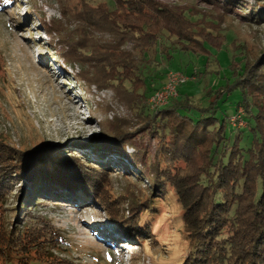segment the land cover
<instances>
[{"label":"rangeland","instance_id":"374dc122","mask_svg":"<svg viewBox=\"0 0 264 264\" xmlns=\"http://www.w3.org/2000/svg\"><path fill=\"white\" fill-rule=\"evenodd\" d=\"M109 1H118L116 11ZM126 1H151L147 9L154 16L160 14L156 6L164 5L177 14V25L186 32H206L212 27L225 36L221 39L224 42L221 48L205 46L212 57L219 58L220 65H216L209 62L210 55L174 49L165 33V38L156 43V52L148 54L154 64H146L142 69L149 92L164 87L171 71L182 72L189 78L179 85L177 98L189 96L206 103L220 88L227 89L233 84L230 65L234 54L249 63L264 57V18L260 19L262 15H254L251 10L256 0H0V143L47 147L44 152L51 151L57 159L47 171L56 173L74 168V176L78 177L74 180L80 183L92 181L88 176L95 175L93 170L99 163L121 168L113 175L108 172L109 178L104 181L106 173L99 171L105 186L100 189L98 202L94 190H90L91 195L77 189L72 196L62 193L48 195L52 200H34L24 214L21 213L22 197L31 188L29 181L15 178L18 182L13 180L12 185L8 184L6 194L0 197V246L11 230L44 233L47 238L59 230L64 243L51 250L76 264H184L190 255L193 245L184 228V209L174 185L168 179L165 183L164 179L156 178L154 189L149 176L129 175L137 167L125 160L122 163L132 171L124 170L121 162H113L117 155L101 146V139L117 133L113 131L116 124H120L117 128L132 129L135 146L128 145L127 151L136 152L137 144L148 148L149 155L143 159L147 168L160 159L159 172L163 173L165 157L157 156L158 142L153 141L148 131L138 132L144 127L137 115L142 104L137 90L139 84H127L129 91L126 92L120 86L129 69L117 70L111 64L116 58H129L128 65L141 58L138 40L130 35L128 28L134 20L127 13ZM257 5L264 12V0ZM113 13L119 24L114 29L110 27ZM104 15L108 16V22ZM141 16L136 17L137 27L142 23ZM159 23L156 21L154 31L161 29ZM123 51H132V54L124 55ZM225 98L220 102L219 115L233 112L240 95L235 90ZM244 115L245 109L240 106L230 118L237 131L247 128ZM58 161H63L62 169L57 167ZM206 161V148H202L173 162L169 178L196 184ZM138 165L142 167L140 162ZM55 177L50 178L58 183ZM149 198L157 199L151 210L147 209ZM121 199L122 207L117 204ZM106 207L120 209L125 218H130L135 209L131 218L138 219L143 227L139 236L145 239L125 235L123 223L118 221L115 225L113 214ZM118 225L117 230L121 227L122 231L116 230ZM225 226L227 240L216 243L215 259L221 264H233L238 251L233 233L237 227L234 221ZM131 232L137 235L134 230ZM19 236L14 234L10 240L15 241ZM224 241H236L237 247L234 245L233 250L224 252ZM224 257L227 259L222 262Z\"/></svg>","mask_w":264,"mask_h":264},{"label":"trees","instance_id":"16d2710c","mask_svg":"<svg viewBox=\"0 0 264 264\" xmlns=\"http://www.w3.org/2000/svg\"><path fill=\"white\" fill-rule=\"evenodd\" d=\"M256 1L257 4L261 2V0ZM149 3L151 1H126L124 4L128 6L127 13L130 19L134 20L129 23L128 28L131 29L130 35L138 40L137 48L141 51L140 60H135L134 63L128 65L126 60L129 58L121 57L120 60L118 58L111 60V64L117 70L129 69V74L126 78L124 77L125 81L120 86L125 88L126 92L129 91L127 84L134 82L139 84L137 90L138 95L142 97V104L138 108L137 115L144 127L138 132L146 130L153 141L158 142L159 145L155 148L156 153L159 151L157 156L158 158L165 157L163 173L159 172L160 159L155 161L152 167L147 168L143 159L149 155L148 148L137 144L136 152L129 153L127 151L128 145L135 146L131 137L132 129H124L120 126L117 128L116 125L120 124H116V129L113 131L117 133L106 139H101V146L107 152L117 155H114L116 156L113 161L114 164L127 160L131 162L132 167H137L132 171L129 169V165L122 163L124 170L132 171L129 175L149 176L153 185L156 178L164 179L165 183L168 179L174 185V190L178 194L184 209V228L191 245H193V249L188 258L184 260V264H221V261L215 259L217 256L216 243L225 238V225L232 221L237 227L233 233L238 242V251L233 264H264V57L249 63L241 59L239 54H234L235 57L230 65L234 75L233 84L227 86V89L220 88L217 94L206 103L184 96L181 99L172 98L161 108L151 109L147 100L159 89L148 91L145 87V76L142 69L146 64H154L152 59H148V54L150 51L156 52V43L165 38V33L168 34L174 49L193 50L201 55H210L206 45H213L218 48L224 46L221 39L225 36L221 31H213L212 27L206 32L199 30L186 32L177 25L178 16L171 9L164 5H157L156 8L160 14L154 16L147 9L150 6ZM109 4L113 8L115 7L113 11L118 9V1H109ZM257 4L252 5L253 14H261L260 19L264 18V12L259 10L260 6ZM141 14L142 23L137 27L136 17ZM111 15L110 27L114 29L119 24L116 19L117 15L115 16V13ZM104 16L108 22V16ZM158 20L162 27L158 31H154ZM146 37L147 39H145ZM123 52L124 55L125 53L132 54V51ZM163 53L165 54L164 49ZM210 56L212 57V55ZM210 56L209 62L220 65L217 56L212 58ZM234 89L240 95L234 111L231 113L224 112L222 115L217 114L219 109L221 110V100L226 99V94L231 95V92L235 91ZM131 92L133 91L131 90ZM210 93L208 91L207 95ZM240 106L245 109L244 118L247 122V128L237 131L231 125L230 118L237 114ZM131 127L132 125L129 128ZM202 148H206L207 161L201 169L203 175L199 177L196 184L188 183L181 178H169L171 171H173V162L188 157ZM47 149V147L35 148L27 144L18 147L6 141L0 143V197L6 194L7 189L5 188L8 184L12 185L13 180L14 183L20 179L29 181L31 190L25 193L22 197L23 200L21 199L23 203L22 214L28 212V207L33 206L34 200H52L53 197L48 195L57 196L62 195V193L72 196L77 189H80L82 193L86 192V194L90 193L91 195L93 192L90 190H94L93 195L98 202L102 194L100 189H104L105 186H102L104 183H102V178L99 177L98 173H106V178H103L104 181V179L109 178L108 172L113 175L115 172L121 171L119 165L112 167L110 163H99V167L95 171L93 170L95 175L88 176L92 181L80 183L74 180V178L78 179L76 175L74 176V168L62 169L63 161L57 162V167H62V170L56 173L47 171L51 169L52 162L57 161L51 151L44 152ZM38 154L40 155L38 156ZM139 162L142 169L138 165ZM52 175L56 176L54 180L58 183L52 182L50 178ZM199 187L201 190H196ZM155 188L157 186L154 185ZM88 190L90 192H87ZM62 198L70 200L67 196ZM136 199L137 197H135ZM122 200L117 201L121 207ZM74 201L69 202L75 204ZM156 201V198H149L148 204L150 205L147 209L151 210ZM101 203L103 204L102 200ZM243 206H247V208ZM106 210L113 214L115 225L118 221L123 223L122 227L125 228L123 233L129 238L145 239L139 236V230L143 227L139 225L138 219L131 218L136 211L135 209L132 210L130 218H125L120 209L106 207ZM15 212L13 211L14 214ZM115 228L117 230L119 225ZM121 229L120 227L117 231H122ZM132 230L137 235H132ZM18 232L9 231L7 238L4 239V244L0 246L2 247L0 264H76L72 259L55 255L51 250L58 248L60 243H64L65 238L59 230H54L50 238H47L44 233L36 235L35 233ZM14 234L20 236L16 237L15 241H11L10 237ZM236 241H233L234 243L222 242L223 251L228 253V251L233 250ZM225 258L222 259V262L225 261ZM15 259L18 262L14 261Z\"/></svg>","mask_w":264,"mask_h":264},{"label":"built area","instance_id":"2783aa9c","mask_svg":"<svg viewBox=\"0 0 264 264\" xmlns=\"http://www.w3.org/2000/svg\"><path fill=\"white\" fill-rule=\"evenodd\" d=\"M188 76L182 72L171 71L168 74V82L161 89L154 92L148 100L151 109L165 106L172 98L178 96V87L188 80Z\"/></svg>","mask_w":264,"mask_h":264},{"label":"snow or ice","instance_id":"6c2138e0","mask_svg":"<svg viewBox=\"0 0 264 264\" xmlns=\"http://www.w3.org/2000/svg\"><path fill=\"white\" fill-rule=\"evenodd\" d=\"M6 2H9V0H6Z\"/></svg>","mask_w":264,"mask_h":264}]
</instances>
